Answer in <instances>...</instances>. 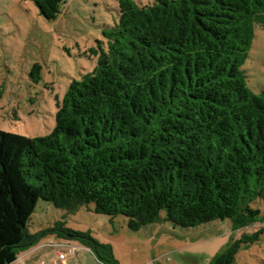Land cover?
<instances>
[{
    "label": "trees",
    "instance_id": "trees-1",
    "mask_svg": "<svg viewBox=\"0 0 264 264\" xmlns=\"http://www.w3.org/2000/svg\"><path fill=\"white\" fill-rule=\"evenodd\" d=\"M32 1L48 20L64 2ZM119 1L106 48L57 101L52 132L0 129V264L42 237L28 229L39 200L67 211L93 203L131 230L260 219L251 204L264 197V91L241 66L264 0ZM49 230L103 246L62 221ZM263 234L243 233L211 264H233Z\"/></svg>",
    "mask_w": 264,
    "mask_h": 264
},
{
    "label": "rangeland",
    "instance_id": "rangeland-1",
    "mask_svg": "<svg viewBox=\"0 0 264 264\" xmlns=\"http://www.w3.org/2000/svg\"><path fill=\"white\" fill-rule=\"evenodd\" d=\"M132 1L142 5L154 0ZM119 9V0H64L57 17L48 20L32 0H0L1 130L27 138L52 132L57 101L73 79L94 69L100 49L106 48L103 32L118 21ZM241 68L248 87L263 92L261 23L255 25ZM251 205L260 209V219L243 227H236L230 218L193 227L161 219L131 230L126 217L96 213L93 203L67 211L39 200L28 229L43 235L10 264H211L243 233L264 226V197ZM58 221L73 231L88 233L103 246L93 247L87 238L49 230ZM60 252L66 253L65 260L59 259ZM233 264H264V234L243 245Z\"/></svg>",
    "mask_w": 264,
    "mask_h": 264
},
{
    "label": "built area",
    "instance_id": "built-area-1",
    "mask_svg": "<svg viewBox=\"0 0 264 264\" xmlns=\"http://www.w3.org/2000/svg\"><path fill=\"white\" fill-rule=\"evenodd\" d=\"M66 253L65 252H60V253H58V257H59V259H61V260H65L66 259Z\"/></svg>",
    "mask_w": 264,
    "mask_h": 264
},
{
    "label": "crops",
    "instance_id": "crops-1",
    "mask_svg": "<svg viewBox=\"0 0 264 264\" xmlns=\"http://www.w3.org/2000/svg\"><path fill=\"white\" fill-rule=\"evenodd\" d=\"M30 251H28V253H29ZM26 255V254H25Z\"/></svg>",
    "mask_w": 264,
    "mask_h": 264
}]
</instances>
